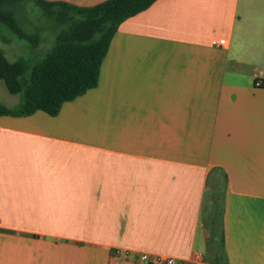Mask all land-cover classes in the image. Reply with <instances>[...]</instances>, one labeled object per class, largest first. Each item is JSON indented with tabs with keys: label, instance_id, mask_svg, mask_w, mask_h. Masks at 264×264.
<instances>
[{
	"label": "crops",
	"instance_id": "obj_1",
	"mask_svg": "<svg viewBox=\"0 0 264 264\" xmlns=\"http://www.w3.org/2000/svg\"><path fill=\"white\" fill-rule=\"evenodd\" d=\"M259 68L264 0H157L123 21L95 88L54 117L0 116V264H207L206 196L227 263L264 264Z\"/></svg>",
	"mask_w": 264,
	"mask_h": 264
},
{
	"label": "trees",
	"instance_id": "obj_2",
	"mask_svg": "<svg viewBox=\"0 0 264 264\" xmlns=\"http://www.w3.org/2000/svg\"><path fill=\"white\" fill-rule=\"evenodd\" d=\"M157 0H106L78 8L43 0H0V26L17 41L37 49L43 35L50 47L31 61L9 62L0 50V81L7 93L18 96L14 107L0 102V116L26 117L42 112L50 117L61 105L97 85L99 67L119 25ZM9 43L10 39L3 38ZM205 250L207 264H228L224 250L222 206L213 203Z\"/></svg>",
	"mask_w": 264,
	"mask_h": 264
},
{
	"label": "rangeland",
	"instance_id": "obj_3",
	"mask_svg": "<svg viewBox=\"0 0 264 264\" xmlns=\"http://www.w3.org/2000/svg\"><path fill=\"white\" fill-rule=\"evenodd\" d=\"M3 38L10 39L11 42L5 43L3 42ZM42 42L40 43L37 49H31L27 43L17 41L14 37H12L9 33H7L1 26H0V50L3 52L5 58L9 62H14L18 59H25L31 61L34 57H37L44 53L51 45V35H43ZM260 70H264V68H259ZM6 96L7 98H13L11 100L19 101V97H11L7 91L5 90L3 83L0 81V102L2 103V97ZM15 98V99H14ZM18 103V102H17ZM14 107V106H13ZM211 189V184L208 187V190ZM208 195V194H207ZM212 205L209 200V197L206 196L204 211H203V219L204 223H208L209 221V214L212 212Z\"/></svg>",
	"mask_w": 264,
	"mask_h": 264
},
{
	"label": "built area",
	"instance_id": "obj_4",
	"mask_svg": "<svg viewBox=\"0 0 264 264\" xmlns=\"http://www.w3.org/2000/svg\"><path fill=\"white\" fill-rule=\"evenodd\" d=\"M225 44H226V42H225V40H223V39L218 40V41H216V42H213V45H214V46H218V47L225 46ZM254 85H255L256 87H260V86H261V83H260L259 81H256V82L254 83ZM146 259H147V258H146L145 256H142V257H141V260L144 261V262L147 261ZM156 262H157V260H156ZM165 263H166V264H174L172 260H165Z\"/></svg>",
	"mask_w": 264,
	"mask_h": 264
}]
</instances>
